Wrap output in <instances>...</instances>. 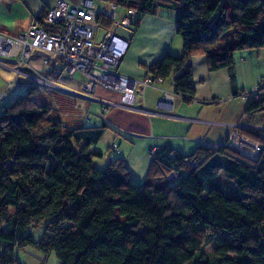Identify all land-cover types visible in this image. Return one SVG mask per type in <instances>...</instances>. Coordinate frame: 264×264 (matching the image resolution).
<instances>
[{
  "label": "trees",
  "instance_id": "1",
  "mask_svg": "<svg viewBox=\"0 0 264 264\" xmlns=\"http://www.w3.org/2000/svg\"><path fill=\"white\" fill-rule=\"evenodd\" d=\"M116 3L137 12L134 26L159 7L175 11L182 52H165L146 76L173 74V91L187 102L194 98L189 56L202 53L209 70L227 68L233 87V53L264 46V0ZM37 90L28 82L0 109V264H21L14 249L26 246L54 252L58 264H264V129L251 138L261 145L255 158L227 139L187 153L166 144L135 182L121 157L94 164L101 152L89 146L105 124L49 117L51 107L33 98ZM245 100L246 112L264 110V95ZM42 221L34 240L26 230Z\"/></svg>",
  "mask_w": 264,
  "mask_h": 264
},
{
  "label": "crops",
  "instance_id": "2",
  "mask_svg": "<svg viewBox=\"0 0 264 264\" xmlns=\"http://www.w3.org/2000/svg\"><path fill=\"white\" fill-rule=\"evenodd\" d=\"M57 1L0 0V3L9 5L10 10L17 13L9 23L0 21V33L18 34L31 19L54 6ZM64 1L74 4L78 0ZM93 1L99 6H107L117 0ZM122 10L119 17L125 13L124 8ZM175 16L174 10L159 7L153 14L141 15L132 32L116 28L122 39H128L118 64V73L141 79L146 77V66L165 52L180 54L182 43L176 32ZM34 58L37 56L27 59V65L23 67L25 72L34 74L30 61ZM186 63L190 65L193 77L194 98L191 102L179 96L174 97L172 105L160 102L162 89L173 91V74L153 81L154 87L145 86L139 93H123L103 84H96L88 95L84 91L68 92L91 98L101 106L100 113H95L98 119L90 118L95 120L92 124H105L101 137L89 146V150L101 152L100 156L92 157L93 162L94 158H98L105 165L107 161L121 157L130 171L131 180L139 182L143 180L150 164L151 148L170 144L175 150L187 153L198 143L217 145L226 142L234 128L242 136L255 141L251 138L264 129V110L246 112V100L234 92L250 90L264 75V46L240 49L233 53V87L228 69L209 70L202 53L189 56ZM0 65L11 70L17 67L14 62L9 66ZM28 82L36 84L27 77L18 84L25 86ZM61 121L69 126L90 125L78 117ZM111 142L116 143L115 148L109 147ZM104 150L112 153L104 155Z\"/></svg>",
  "mask_w": 264,
  "mask_h": 264
},
{
  "label": "built area",
  "instance_id": "3",
  "mask_svg": "<svg viewBox=\"0 0 264 264\" xmlns=\"http://www.w3.org/2000/svg\"><path fill=\"white\" fill-rule=\"evenodd\" d=\"M120 8L116 2L99 6L93 0H78L74 4L58 0L47 10L41 21L31 19L16 35L0 33V64L9 66L13 62L17 63V67L12 69L16 73L25 74L35 83L47 81L25 72L23 70L27 65L25 60L37 56L45 63L59 64L61 70L69 77L76 72L81 75L80 84L85 95H88L96 84H103L123 93H139L145 86L154 87L150 77L134 79L118 73V64L128 39H122L116 28L121 27L132 32L133 21L137 16L134 9L127 8L124 9V15L119 17ZM98 17L110 20V25H102ZM54 27H58L59 30L51 29ZM99 31H102V34H98ZM50 85L73 92L55 83ZM263 90L264 75L250 90H242L240 97L247 99L251 96L259 99L264 95ZM5 94L0 92V100ZM175 96L180 94L162 89L161 99L166 104L172 105ZM227 144L250 158H255L261 147L259 142L242 136L237 128L229 133ZM109 147L115 148L116 143L111 142ZM154 151L155 148H151L150 154L152 155ZM37 264L48 263L39 261Z\"/></svg>",
  "mask_w": 264,
  "mask_h": 264
},
{
  "label": "rangeland",
  "instance_id": "4",
  "mask_svg": "<svg viewBox=\"0 0 264 264\" xmlns=\"http://www.w3.org/2000/svg\"><path fill=\"white\" fill-rule=\"evenodd\" d=\"M120 11H123L122 8L119 9V12ZM16 15L17 13H15L13 9L10 10L9 5L6 6L5 3H0V21L4 20L6 21L4 23H9ZM92 25L94 26V24ZM98 34H102V31H99ZM25 61L27 62V60ZM30 61L32 63V72L36 76L44 77L43 79L47 81H36L38 90L33 98L37 103L51 107L48 113L49 117L63 121L78 117L86 124H92V122L95 121L93 119L90 120L91 117L96 120L98 119L95 115L100 113L101 106L97 101H94L91 98L88 99L70 94L66 91L53 88V86L50 85V83H55L68 88L69 90L77 92L83 91L80 84L82 77L78 72L72 77H69L61 70L59 64L52 65L50 63H45L38 57L31 59ZM26 77L27 76L23 73H16L15 71L0 65V92L6 93L0 100V109L3 105L9 103L18 93L24 92L25 86L18 83ZM103 153L104 155L111 154L112 151L107 152V150H104ZM94 164L98 167H104V164H102L101 160L98 158H94ZM12 210L13 208H10V212ZM44 225L45 222L42 221L35 226L28 227L26 231L31 234L34 240H38L43 232ZM213 248V242L204 247L207 252H211ZM14 255L21 264H37L40 259H45L48 264L59 263L54 252L43 253L34 246H26L24 249L15 248Z\"/></svg>",
  "mask_w": 264,
  "mask_h": 264
},
{
  "label": "water",
  "instance_id": "5",
  "mask_svg": "<svg viewBox=\"0 0 264 264\" xmlns=\"http://www.w3.org/2000/svg\"><path fill=\"white\" fill-rule=\"evenodd\" d=\"M38 53H41V52H38ZM160 102L165 103L161 98H160ZM165 104H166V103H165ZM168 105H170V104H168Z\"/></svg>",
  "mask_w": 264,
  "mask_h": 264
}]
</instances>
